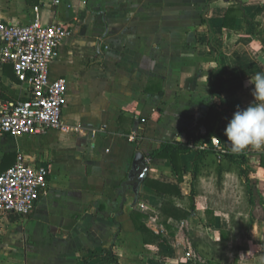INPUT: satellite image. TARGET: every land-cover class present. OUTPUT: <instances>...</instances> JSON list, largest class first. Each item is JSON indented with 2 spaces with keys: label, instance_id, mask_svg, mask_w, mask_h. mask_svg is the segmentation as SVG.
Returning a JSON list of instances; mask_svg holds the SVG:
<instances>
[{
  "label": "crops",
  "instance_id": "1",
  "mask_svg": "<svg viewBox=\"0 0 264 264\" xmlns=\"http://www.w3.org/2000/svg\"><path fill=\"white\" fill-rule=\"evenodd\" d=\"M35 12L71 29L50 76L67 80L64 121L88 133L0 136V173L18 153L49 170L31 214H0V264H264V168L251 156L264 145L224 157V129L253 102L250 78L264 72V0H0L2 21L26 23ZM28 91L0 61V107ZM211 105L214 136L188 143L178 182L153 154L186 142V130L196 135ZM200 144L214 153L193 175ZM137 151L151 158L146 178L137 194L117 196ZM147 181L170 184V213Z\"/></svg>",
  "mask_w": 264,
  "mask_h": 264
},
{
  "label": "built area",
  "instance_id": "2",
  "mask_svg": "<svg viewBox=\"0 0 264 264\" xmlns=\"http://www.w3.org/2000/svg\"><path fill=\"white\" fill-rule=\"evenodd\" d=\"M70 35L68 26L58 22L42 23L36 12L26 23L0 20V61L11 64L17 80L29 89L24 100L0 107V136H32L50 129L76 135L88 133L83 126L64 121L67 80L50 76V63L61 41ZM94 133L95 130L90 131L91 136ZM127 138L138 140L135 133ZM211 146L216 148L219 158L226 153L217 142H212ZM48 171L45 165L30 166L25 156L18 153L14 164L0 173V214H11L19 219L31 214L39 192L47 183Z\"/></svg>",
  "mask_w": 264,
  "mask_h": 264
},
{
  "label": "trees",
  "instance_id": "3",
  "mask_svg": "<svg viewBox=\"0 0 264 264\" xmlns=\"http://www.w3.org/2000/svg\"><path fill=\"white\" fill-rule=\"evenodd\" d=\"M217 118H218V111L216 110L215 105L209 106L203 118L199 120V122L202 124V128L199 130V132L196 135L186 130L185 131L186 137H187L186 142L173 141V142L163 143L161 147L157 151L154 152L153 157H164L168 159L171 164L172 171L174 175L176 176L178 182L182 181L183 168L180 165V155L182 153H186L191 150V148L188 146V143H190L192 139H195V140H198L204 143L206 139L213 137L215 128H214V125L211 124V122L213 120L216 121ZM213 153H214V150L211 147H205L203 149H200L197 152L194 162H193V175L196 174L199 170L200 160H202L208 155H212ZM232 153L233 152L231 151L225 154L224 157L228 159H232V156H233ZM251 156L255 158V165L264 168V151L253 153L251 154ZM240 172L244 173V170L241 169ZM147 184L155 187L157 190L162 191L164 193L165 198L161 206V211L163 213H168V212L170 213L171 211H169V209L172 205L170 203L169 196L172 195V192L167 191V188L170 187V184L160 183V182L159 183L151 182V181H147ZM177 192H178V195H180V192L179 191ZM166 195H168L167 198H166ZM173 208L175 211L177 210L175 207ZM188 215H189L188 213L184 214V216H188ZM136 216L141 217V215L139 213H133L132 215L135 228L143 234L144 241L147 242L148 239L146 238V235L148 233V230L141 222L138 221V219H136ZM107 255L110 259H112V252L108 251ZM178 264H200V263L191 262L188 260L185 262H179Z\"/></svg>",
  "mask_w": 264,
  "mask_h": 264
},
{
  "label": "clouds",
  "instance_id": "4",
  "mask_svg": "<svg viewBox=\"0 0 264 264\" xmlns=\"http://www.w3.org/2000/svg\"><path fill=\"white\" fill-rule=\"evenodd\" d=\"M250 83L254 85L253 102L244 109L238 108L224 129L231 151L237 154L249 145L254 148L264 145V72H257Z\"/></svg>",
  "mask_w": 264,
  "mask_h": 264
},
{
  "label": "water",
  "instance_id": "5",
  "mask_svg": "<svg viewBox=\"0 0 264 264\" xmlns=\"http://www.w3.org/2000/svg\"><path fill=\"white\" fill-rule=\"evenodd\" d=\"M150 160L151 158H145L144 155L139 151L134 153L127 177L120 184V188H118L116 191L117 196L120 193L125 196V191L128 188H130L135 194L138 193L140 185L146 178ZM122 201H124V198Z\"/></svg>",
  "mask_w": 264,
  "mask_h": 264
},
{
  "label": "rangeland",
  "instance_id": "6",
  "mask_svg": "<svg viewBox=\"0 0 264 264\" xmlns=\"http://www.w3.org/2000/svg\"><path fill=\"white\" fill-rule=\"evenodd\" d=\"M256 213L257 214H259V215H261V209H260V207L258 206V208H257V211H256ZM15 219L17 220V219H19V218H16V216H15Z\"/></svg>",
  "mask_w": 264,
  "mask_h": 264
}]
</instances>
